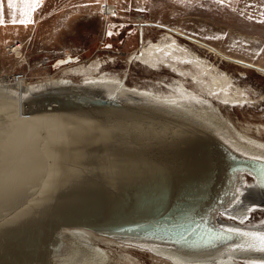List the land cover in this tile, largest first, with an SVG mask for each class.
Here are the masks:
<instances>
[{
	"label": "water",
	"instance_id": "95a60500",
	"mask_svg": "<svg viewBox=\"0 0 264 264\" xmlns=\"http://www.w3.org/2000/svg\"><path fill=\"white\" fill-rule=\"evenodd\" d=\"M242 173L264 196V157L143 102L64 86L0 95V264H55L72 227L193 254L264 248L263 231L217 218Z\"/></svg>",
	"mask_w": 264,
	"mask_h": 264
},
{
	"label": "rangeland",
	"instance_id": "374dc122",
	"mask_svg": "<svg viewBox=\"0 0 264 264\" xmlns=\"http://www.w3.org/2000/svg\"><path fill=\"white\" fill-rule=\"evenodd\" d=\"M103 4L112 5L114 13L103 12ZM0 18L4 21L0 23V77L12 70L30 69L31 81L57 76L80 83L86 76L70 72L71 67L93 62L95 79L116 81L121 88L155 91L179 103L192 104L206 113L208 120L214 118L221 123L231 139L264 153V72L224 58L207 47L264 66V0H41L34 8L22 0L10 7L8 0H3ZM20 20L29 22L22 24ZM149 21L155 23H146ZM17 40L25 42L24 58L5 51L8 43ZM150 42L176 43L182 53L179 62L171 63L169 54L170 59L164 57L159 65L143 61L140 50ZM203 65L219 76L230 77L228 88L241 99L224 101L211 97L207 78L195 75ZM3 84L6 83H0ZM193 92L199 96H193ZM257 139L260 144L251 142ZM244 180L248 184L254 182L250 175H245ZM263 209L264 204L251 206L243 220L223 211L217 218L245 226H264ZM107 243L100 244L109 250L113 264H159L151 256L161 255L147 248L123 245L127 251H116L112 247L116 245ZM238 261L264 264V256H244Z\"/></svg>",
	"mask_w": 264,
	"mask_h": 264
},
{
	"label": "bare ground",
	"instance_id": "6f19581e",
	"mask_svg": "<svg viewBox=\"0 0 264 264\" xmlns=\"http://www.w3.org/2000/svg\"><path fill=\"white\" fill-rule=\"evenodd\" d=\"M113 8L114 7L112 5H110L109 9L111 11H113ZM183 44H185V43H183ZM177 47H178V45H176V43H173V42L168 43V44L150 42L141 48L140 56L143 59V61H147L151 65H159L160 60L166 56L168 57V54H169L170 57L172 58V59H170L168 57L170 59L171 63L172 62L178 63L179 62L178 60L181 57L180 55L182 53L177 49ZM207 47L210 48L211 50L215 51L216 53H218L219 55H221L224 58H225V56L223 54L231 56V55L225 53L224 51L220 50L219 48L216 49V48H213L211 46H207ZM194 55H195V52H194ZM231 57H234V56H231ZM234 58H238V57H234ZM238 59H241V58H238ZM181 60H183V59L181 58ZM200 60H202V59H200ZM241 60H244V59H241ZM167 62H168V60H167ZM235 62H237V61H235ZM92 63L93 62H91L90 64L87 63L84 65H75V66L71 67V69H70V72L83 73L86 76V78H85L86 80H84L83 82L77 83L69 77L57 78V76H55V77L49 76L45 79L40 78L36 81H34V80L29 81L26 84L20 85V86L14 85L13 87H9L10 85H7V84L0 85V95L16 98L18 101H20L32 93L34 94L35 92L37 93L38 91L40 92L41 90L43 91L45 89L57 88V87H62V86L74 88L77 90L85 88V89H88L91 91H98V92H102V93H106V94L115 93V94H118V97H121L123 99L129 100L132 102H140V103L143 102L149 106H152L153 108H156L157 110L166 112L168 114H171V115L177 116L179 118L185 119L187 121H190L192 123H195V124L205 128V129L209 130L210 132L214 133L216 136L222 138L224 141H226L232 147H234V148H236L242 152H245L247 154H252V155L264 157L263 152H258V150L257 151L252 150V148H250L252 146H245L243 143L241 144L237 140L231 139L228 136V133L223 128V126L221 125V123L217 122L214 118H209V120H208V118L205 115L206 113H203V111L201 109H199L198 107H196L192 104L187 105V104L179 103V102L175 101L173 97H171L169 95H167V96L162 95L161 96L160 94L156 93L155 91L140 90L137 88H130V86L129 87L123 86L121 88L120 86L117 85L116 81L104 80V79L97 78V77L95 79L93 74H92L93 70L95 68V66H93V65H95V64L92 65ZM237 63L243 64L240 62H237ZM189 66H191V65H189ZM209 68H207L206 66L203 65V67L201 66L198 69H196L197 73H195V75H198L200 79L203 77L207 78V84L210 87V90H209L210 93L209 92L208 93L211 94V97H217V98H220L221 100H224V101L238 100L240 98L239 96H237L238 94H236V92L230 91L228 88V85L230 84V80H231V79L229 80L230 77L227 78L225 75L219 76V75H217L218 73L217 74L214 73ZM188 69H189V67H188ZM198 70H199V72H198ZM259 71L264 72L263 70H259ZM216 72H219V71H216ZM221 74H223V73H221ZM194 79H196V78H194ZM193 85H194V83H193ZM231 88H232V86H231ZM233 89H234V87H233ZM208 93H206V94H208ZM191 94L193 96H199V95H196V93L194 94V92ZM248 97L249 96H247V98ZM219 102H220V100H219ZM222 109H224V108H222ZM226 118L228 120V117H226ZM227 120H226V122L228 123ZM229 125H231V124H229ZM255 140H252L251 142L256 143V144H260V142H258V139H257V141H255ZM261 154H263V155H261ZM245 175H248V174L247 173L241 174V181H240V185H239L240 186L239 196L237 197V199H235V201L229 207H227L223 210L224 214H226V215L232 214L233 217L235 216L236 218H238L240 220L244 219V217L247 215V212L251 206H253V205H255V206L256 205H262L263 206V204H264V196L261 194L255 179L253 178L254 179L253 184H248L244 180ZM249 179H252V178H249ZM219 213H218V215H219ZM224 217H226V216H224ZM218 220H220L225 225L227 224V226L250 228V229H254V230L264 232V226H258V225L245 226L244 224L230 223L228 221H222V218H220V217H218ZM64 237H65L64 239L66 240V243L61 248L62 251L59 254H56L54 256V263L55 264H113L112 255L109 254V252H108L109 250H107L101 246V244H100L101 242H105V243L108 242L107 243L108 246H109V243L116 245V246H112V247H115L114 249L116 251H118L119 248H120V250L122 249V250L127 251L128 249L124 248L123 245L124 246H139V247H143V249L147 248L150 251H152L153 253L158 254L157 256L161 255V257H156L154 255L151 256L152 259L157 261V263H159V264H173V263H176V264H240L238 261V258H240V257L249 256V258H251V259H259V258L264 256V248H247L244 246H235V247L230 246V247L223 248L221 250H217L215 252L193 254V253H187L185 251H182L180 249H176V248L171 247V246L163 245L161 243H151V242H145V241H136V240L122 239V238H115L112 236L97 233L91 229H87V228H83V227L66 228L64 230ZM149 253H151V252H149ZM162 256H164V257H162ZM167 258H169L173 263H171V261Z\"/></svg>",
	"mask_w": 264,
	"mask_h": 264
},
{
	"label": "built area",
	"instance_id": "2783aa9c",
	"mask_svg": "<svg viewBox=\"0 0 264 264\" xmlns=\"http://www.w3.org/2000/svg\"><path fill=\"white\" fill-rule=\"evenodd\" d=\"M109 7H110L109 4H103L101 6V9L105 13H114L115 10L113 9V11H111ZM24 44L25 42L21 40L10 42L6 45L5 51L7 54L14 55L19 59L24 58L25 57ZM30 78H31L30 69L19 70V71L12 70L10 72L5 73L2 77H0V83L5 82L7 85L10 86H14V85L20 86L31 81Z\"/></svg>",
	"mask_w": 264,
	"mask_h": 264
},
{
	"label": "snow or ice",
	"instance_id": "6c2138e0",
	"mask_svg": "<svg viewBox=\"0 0 264 264\" xmlns=\"http://www.w3.org/2000/svg\"><path fill=\"white\" fill-rule=\"evenodd\" d=\"M18 2H21V0H8V4L10 7H15ZM22 2L34 8L40 4L41 0H22ZM2 13H3V0H0V16H2ZM3 22H4L3 19L0 18V23H3ZM13 22H17V21L14 19ZM27 22L29 21H26V20L19 21V23H22V24L27 23Z\"/></svg>",
	"mask_w": 264,
	"mask_h": 264
},
{
	"label": "flooded vegetation",
	"instance_id": "af4514ba",
	"mask_svg": "<svg viewBox=\"0 0 264 264\" xmlns=\"http://www.w3.org/2000/svg\"><path fill=\"white\" fill-rule=\"evenodd\" d=\"M249 175V174H248ZM251 176V175H250Z\"/></svg>",
	"mask_w": 264,
	"mask_h": 264
}]
</instances>
